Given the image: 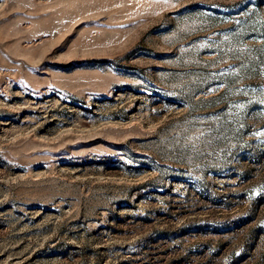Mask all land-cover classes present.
I'll list each match as a JSON object with an SVG mask.
<instances>
[{"label": "rangeland", "instance_id": "rangeland-1", "mask_svg": "<svg viewBox=\"0 0 264 264\" xmlns=\"http://www.w3.org/2000/svg\"><path fill=\"white\" fill-rule=\"evenodd\" d=\"M0 264H264V0H0Z\"/></svg>", "mask_w": 264, "mask_h": 264}]
</instances>
